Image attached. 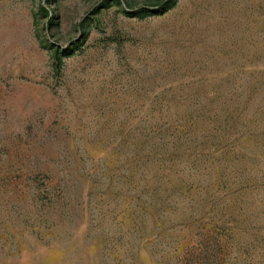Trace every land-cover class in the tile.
I'll list each match as a JSON object with an SVG mask.
<instances>
[{"label":"rangeland","instance_id":"374dc122","mask_svg":"<svg viewBox=\"0 0 264 264\" xmlns=\"http://www.w3.org/2000/svg\"><path fill=\"white\" fill-rule=\"evenodd\" d=\"M164 1L0 0V264H264V0Z\"/></svg>","mask_w":264,"mask_h":264},{"label":"trees","instance_id":"16d2710c","mask_svg":"<svg viewBox=\"0 0 264 264\" xmlns=\"http://www.w3.org/2000/svg\"><path fill=\"white\" fill-rule=\"evenodd\" d=\"M173 4H174V0H165L164 2L158 4L159 6L157 8L153 6V7H144L137 10H130L131 7L127 6L128 10L125 11L124 13L129 17H145L151 14L153 15V14L163 13L164 11L170 9L173 6Z\"/></svg>","mask_w":264,"mask_h":264}]
</instances>
